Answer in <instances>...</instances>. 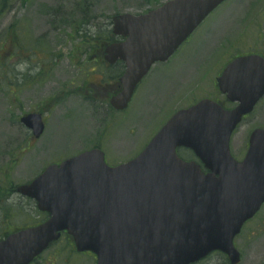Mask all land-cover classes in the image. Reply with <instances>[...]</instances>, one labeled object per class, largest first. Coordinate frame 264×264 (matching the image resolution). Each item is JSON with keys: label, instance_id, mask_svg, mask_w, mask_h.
<instances>
[{"label": "water", "instance_id": "95a60500", "mask_svg": "<svg viewBox=\"0 0 264 264\" xmlns=\"http://www.w3.org/2000/svg\"><path fill=\"white\" fill-rule=\"evenodd\" d=\"M223 1L171 0L143 16L113 17V33L127 38L105 49L110 63L122 60L126 66L112 107L124 109L152 64L166 61ZM226 75L251 89L224 90L235 86H223ZM219 82L228 101L238 102L234 109L201 101L175 114L127 164L107 167L102 152L93 150L19 186L17 192L34 199L50 218L0 241V264H29L62 231L78 251L95 253L97 264H192L216 250L239 264L233 238L264 203V130L252 132L241 163L231 158L228 143L264 95V62L235 59ZM20 122L36 138L44 128L39 114ZM181 146L211 173L203 175L199 166L180 161L175 148Z\"/></svg>", "mask_w": 264, "mask_h": 264}, {"label": "rangeland", "instance_id": "374dc122", "mask_svg": "<svg viewBox=\"0 0 264 264\" xmlns=\"http://www.w3.org/2000/svg\"><path fill=\"white\" fill-rule=\"evenodd\" d=\"M166 0H0V238L15 226L45 220L35 203L11 191L44 168L99 147L108 165L132 159L179 109L214 95L213 81L231 57L264 53V0H227L164 63L138 85L128 107L110 111L121 66L107 69L100 51L111 40V18L137 15ZM39 112L35 140L19 123ZM264 128V99L236 129L232 156L241 160L249 134ZM184 159H191L190 153ZM44 218V219H43ZM13 226V227H11ZM240 264H264V205L235 238ZM35 264H94L70 255L60 240ZM196 264H228L213 253Z\"/></svg>", "mask_w": 264, "mask_h": 264}, {"label": "flooded vegetation", "instance_id": "af4514ba", "mask_svg": "<svg viewBox=\"0 0 264 264\" xmlns=\"http://www.w3.org/2000/svg\"><path fill=\"white\" fill-rule=\"evenodd\" d=\"M249 54L261 55V56L264 58V53L256 52L255 50H252V51H250V52H247L245 55H249ZM100 56H102L100 62H101L102 64H105V67H106V68L110 67V65H108L107 63L104 62V54H103V52L100 53ZM239 56H243V55H239ZM236 57H238V56L231 57V58L228 60V62H230L231 60H233V59L236 58ZM228 62H227V63H228ZM227 63H226V64H227ZM115 64H117V63H115ZM226 64H225L221 69H219V72H218V74H217V77H219V75L222 73V71L224 70ZM111 66H113V65H111ZM214 87H218V86H216V81L214 82ZM115 88H116V90H115L114 93L118 92L119 89H120L118 83L115 85ZM105 95L108 96L109 94H108L107 92H105ZM216 100H217V99H216ZM61 239L65 240V244L67 245V247H68V249H69L70 255H72V256L74 257V254H76V253H75L76 251H75V247H74V244H73L72 240H71L68 236H66V235H63ZM84 255H86V256H92V255L89 254V253H85ZM92 257H93V256H92ZM93 259H94V257H93ZM32 264H35V262L32 263Z\"/></svg>", "mask_w": 264, "mask_h": 264}]
</instances>
